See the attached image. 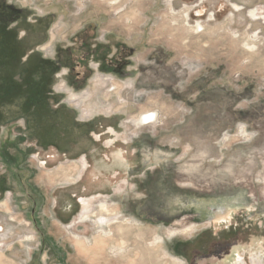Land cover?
Masks as SVG:
<instances>
[{"label": "rangeland", "instance_id": "obj_1", "mask_svg": "<svg viewBox=\"0 0 264 264\" xmlns=\"http://www.w3.org/2000/svg\"><path fill=\"white\" fill-rule=\"evenodd\" d=\"M0 264H264V0H0Z\"/></svg>", "mask_w": 264, "mask_h": 264}, {"label": "bare ground", "instance_id": "obj_2", "mask_svg": "<svg viewBox=\"0 0 264 264\" xmlns=\"http://www.w3.org/2000/svg\"><path fill=\"white\" fill-rule=\"evenodd\" d=\"M117 233H121V234H124V236H125V238H127V236H129V235H131L132 234V232H130V231H126V228H125V230L123 231L120 227L118 228V231H117ZM100 245H101V243H100ZM102 246V245H101ZM103 248V247H102ZM148 253V252H147ZM145 254V253H144ZM152 256V255H151ZM151 258V257H150Z\"/></svg>", "mask_w": 264, "mask_h": 264}, {"label": "flooded vegetation", "instance_id": "obj_3", "mask_svg": "<svg viewBox=\"0 0 264 264\" xmlns=\"http://www.w3.org/2000/svg\"><path fill=\"white\" fill-rule=\"evenodd\" d=\"M81 166H82V169L86 170V168H87V163H86L85 159H83V160L81 161ZM85 201H87V200H85ZM82 204L84 205V201H82Z\"/></svg>", "mask_w": 264, "mask_h": 264}]
</instances>
